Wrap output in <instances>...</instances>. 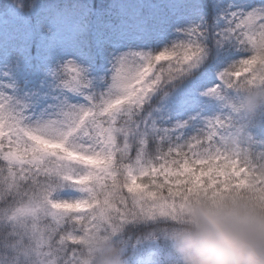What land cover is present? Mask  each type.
<instances>
[{"label": "trees", "instance_id": "16d2710c", "mask_svg": "<svg viewBox=\"0 0 264 264\" xmlns=\"http://www.w3.org/2000/svg\"><path fill=\"white\" fill-rule=\"evenodd\" d=\"M8 1L0 0V12ZM20 1L32 31L16 25L11 39L0 37V72L10 84L0 95H40L59 114L73 57L80 78L66 102L94 91L76 102L79 121L91 116L105 128H125L152 112L161 79L212 71L215 82L199 91L202 110L158 117L154 132L127 144L122 133L115 142L94 133L76 148L70 133L0 127V260L18 258L6 215L40 197L55 213L33 221L63 264H264V239L256 235L264 229V23L223 20L225 0H200L203 24L179 5L184 0H125L151 30L105 40L94 31L96 17L124 0ZM77 1L87 10L54 21L55 10ZM236 4L242 17L248 4L264 9V0ZM112 10L104 21L121 31L120 8ZM0 102L5 121L14 108ZM140 149L146 156L135 161ZM65 160L85 167L75 177L83 189L51 190L70 178Z\"/></svg>", "mask_w": 264, "mask_h": 264}, {"label": "rangeland", "instance_id": "374dc122", "mask_svg": "<svg viewBox=\"0 0 264 264\" xmlns=\"http://www.w3.org/2000/svg\"><path fill=\"white\" fill-rule=\"evenodd\" d=\"M237 0H225L229 3V15H223V20H229L230 23H237L241 26H247L251 28H258L264 23V9H260V6L252 7V4H248L251 13H245L244 16H240L237 9ZM20 0H10L0 12V37L5 34L7 41L12 38V27L22 25L28 33L32 31L30 28V22L24 17L23 5ZM185 3V10L192 15L195 21L203 24L205 21V11L202 7L200 0H184L179 5ZM132 4V3H131ZM247 3H244V7ZM133 5V4H132ZM120 8V12L123 15L121 18V31L116 26L117 24L108 23L104 21L105 13L113 14V7ZM68 10L57 11L55 10V20H59L62 23L68 21L70 14H77L87 10V6L84 3H74L67 7ZM106 11V12H105ZM173 14V13H172ZM19 21H24V24H18ZM38 25L41 23L39 19L36 21ZM164 22H162L163 24ZM104 27V28H103ZM109 27L108 32H104ZM18 29V27H17ZM135 29L137 33L141 31L150 32V28L147 27L145 18L136 11L135 7L128 5L127 1L121 3L111 2L105 8H102L100 13L96 17V25L94 31L96 36L101 39L104 34L105 40L117 38L116 35H122L124 37L130 36ZM122 33V34H121ZM2 55V48H0V56ZM86 58L92 60L95 57L86 55ZM67 65L73 70V76L69 80L64 89L61 92L63 96V102L65 105L59 112L54 114L53 107L47 100H44L40 95H31L26 92L23 96H9L3 92L0 95V101L8 104L14 108V112L5 121H1L0 127L18 129L22 125L36 127L37 129L46 133L52 134H68L72 136L74 140V147L85 148L87 141L92 140L93 134L97 136H107L108 142L116 141V134L122 133L124 135V142L127 144L130 142L131 136L145 135L149 132L156 130L155 120L158 117L167 115L180 108H191L197 111L202 110L203 103L200 97V89L204 86L212 84V71L202 73L194 79L187 77L190 74H177L175 76H167L161 79L160 83L154 89V99L157 100L150 114L145 115L142 120L126 123L127 127L109 126L105 128L101 123L92 120L91 116H87L79 121L78 111H76V102L86 98H91L94 95V91L90 93L85 89L80 90L79 96L72 99L71 102H66V91L73 88H78L80 74L76 65L75 58L68 59ZM96 71L98 69L94 68ZM197 67L192 68V73L195 72ZM191 73V74H192ZM120 81H117V83ZM0 87L9 89L10 84L8 82V76L0 72ZM171 87V88H170ZM170 88V89H169ZM30 94V95H29ZM151 101V98H149ZM62 102V103H63ZM1 103V102H0ZM1 108V106H0ZM2 110L0 109V116H2ZM128 125H130L128 127ZM146 156V152L140 149V154L137 158L140 160ZM66 168L69 169V179L62 180L61 184L53 186L51 190L55 192H72L83 189L82 185L75 181V177L80 176L86 169L81 163L75 161L65 160ZM81 187V188H80ZM41 213L52 212L45 204L42 198H35L26 202L23 206L17 209L14 213H11L7 219L11 223L15 233L17 234V244L13 248L12 252L17 256L16 264H63L64 258L56 255L57 249L53 248L50 242H47V238L44 233L38 228V224L33 221L35 215ZM256 228V227H255ZM257 239L262 237L264 239V229L257 227ZM21 257V258H20ZM10 258L7 257L6 260ZM14 262H6L7 264H13ZM0 264H4L0 260Z\"/></svg>", "mask_w": 264, "mask_h": 264}]
</instances>
